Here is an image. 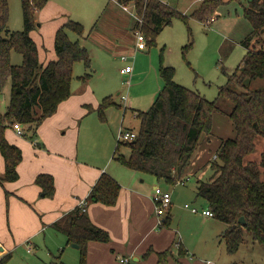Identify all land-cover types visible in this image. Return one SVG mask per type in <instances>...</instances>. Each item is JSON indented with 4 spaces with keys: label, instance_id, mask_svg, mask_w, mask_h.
Instances as JSON below:
<instances>
[{
    "label": "trees",
    "instance_id": "1",
    "mask_svg": "<svg viewBox=\"0 0 264 264\" xmlns=\"http://www.w3.org/2000/svg\"><path fill=\"white\" fill-rule=\"evenodd\" d=\"M230 1L243 0H204L192 16L208 20L221 5ZM118 2L130 4L138 16L143 17L142 24L136 20L134 28L142 25L150 44L174 17L186 18L160 0ZM46 3L47 0H22L24 27L11 30L8 28V1L0 0V90L8 79L11 80L7 110L5 113L0 111V150L5 158V172L0 176V185L19 178L17 167L23 157L21 149L7 140L6 128L21 122L35 133L37 126L70 96L75 63L82 61L87 68L91 66L88 49L69 38V31L85 35L83 24L73 20L56 32L54 45L58 58L47 63L40 61L32 32L37 28V12ZM243 8L252 30L242 40L247 51L228 82L245 90H233L226 82L219 87L217 97L211 100L177 82L174 66L161 64L163 87L148 110L137 112L140 119L137 137L123 143L130 148L129 156H117L128 169L152 174L168 184H176L182 179L187 181L186 172L201 144V137L213 132L215 113L228 116L234 135L222 140L215 158L209 161L211 174L208 178L198 177L196 194L207 201L216 219L228 224L221 238L229 254L236 253L244 242L245 229L251 232L255 241L264 243V150L260 162L247 159L256 149L257 137H264V88L250 86L256 79H264V0H248ZM13 50L22 55L21 64L12 62ZM89 77L90 73L81 76L84 80ZM224 99L232 105L229 112L220 107ZM112 105H116L112 96L105 97L99 108L100 116ZM121 144H117V150ZM36 182L45 196L54 195L55 184L51 174H40ZM120 191L118 180L104 172L93 186L89 200L114 205ZM241 216L246 219L244 224L239 222ZM53 226L67 236L69 244L80 246L78 264H86L90 241L108 242L110 239L109 232L95 225L80 205ZM169 253L170 249L161 252L159 263ZM10 258L11 254H6L0 264H5Z\"/></svg>",
    "mask_w": 264,
    "mask_h": 264
},
{
    "label": "crops",
    "instance_id": "2",
    "mask_svg": "<svg viewBox=\"0 0 264 264\" xmlns=\"http://www.w3.org/2000/svg\"><path fill=\"white\" fill-rule=\"evenodd\" d=\"M66 22L58 21L60 26H55L54 37L48 42L32 32L42 63L58 58L55 31ZM137 72L134 66V73ZM105 97L107 94L90 80L78 77L72 80L70 96L37 126L35 133L26 125L24 135H19L12 124L6 128L7 140L21 149L23 157L17 167L19 178L0 185V250L3 247V252L10 253L12 258L25 245L28 252H33V248H54L61 250L65 263L78 264L80 250L71 247L67 236L53 224L86 200L91 221L110 235L108 242H89L86 264H213V260L239 264L230 257L235 253L229 254L225 245L222 247L221 235L228 224L204 214L203 208L194 212L185 207L186 211L182 209L178 214L172 202L159 224L153 201L156 186L152 189L150 184L144 185L145 179L139 181L140 172L128 169L117 158L115 161L114 155L119 129L126 128L124 123H133L134 118L140 126L137 112L143 110L132 107L134 102L128 103L129 100L128 104L124 102L123 109L113 99L116 105L107 107L101 117L99 108ZM4 101L0 106L3 113L9 104ZM130 108L132 114L128 117ZM227 118L230 129L227 128L226 137H219L214 129L201 137L187 177H200L210 171L208 163L215 158L222 140L234 135L232 121ZM4 172L5 158L0 150V176ZM104 172L121 184L114 205L89 200L93 186ZM43 173L54 177L52 197L45 196L36 182ZM167 249L170 253L159 263L160 253ZM123 257L130 262H122Z\"/></svg>",
    "mask_w": 264,
    "mask_h": 264
},
{
    "label": "rangeland",
    "instance_id": "3",
    "mask_svg": "<svg viewBox=\"0 0 264 264\" xmlns=\"http://www.w3.org/2000/svg\"><path fill=\"white\" fill-rule=\"evenodd\" d=\"M7 1L9 4L8 28L22 30L24 27L22 0ZM203 1H168L169 5L186 18L174 17L170 24L156 34L155 42L150 44L148 39L144 42V47L137 52L134 60V66L137 67L138 72L133 71L132 77L121 72L122 66L129 62V60L123 61L121 57L123 55L129 57L131 53H134L136 19L122 8L118 0H47L46 5L37 12V25L40 26H37L34 32L36 31L37 37L48 42L54 37L53 32L55 26H58V21L62 24L73 20L83 24L84 36L74 31H69L68 34L72 41H78L88 49L91 66L87 68L82 61H77L73 69V79L90 73V77L86 80H90L100 92H105L107 96L112 95L123 109L125 103L121 95L127 92L128 103L134 102L132 107L140 110H148L151 107L164 84L160 74L161 64L174 66L177 82L199 91L212 100L217 97L219 87L228 82L230 75L246 54L247 49L242 44V40L252 30V26L244 16L243 7L248 0L230 1L221 5L215 14L209 17L210 19L215 16L209 24L207 20L192 16V12L197 10ZM126 5L134 10L130 4ZM11 59L14 64H21L23 61L22 55L16 50L12 51ZM133 74H135L134 77ZM127 80H130L129 87ZM228 84L233 90H245L244 87L235 83L228 82ZM250 86L264 88V79H256ZM10 93L11 80L8 79L0 90V106L5 104L4 100L9 103ZM220 107L229 112L232 105L224 99L220 102ZM131 114L130 108L127 116L130 117ZM133 120V123L126 121L124 125L126 128L137 130L139 120L137 118ZM228 123L230 122L224 113L216 112L214 132L219 133V137H226L227 128L230 129ZM263 150L264 137L258 136L256 149L248 156V161L260 162ZM121 154L127 157L130 154V148L123 143L118 150L114 151L115 161ZM210 174L211 171L206 170V173L199 178L207 179ZM139 175L141 177L139 181L145 179L143 184H150L152 189L153 186H159L172 191L174 210L178 214L182 213V209L186 211L185 204H189L190 208H208L206 200L196 194L198 176H189L185 184H168L164 179H159L152 174L140 172ZM154 191L155 189L153 193ZM224 245L223 240L222 247ZM26 246L18 249L5 264H68L65 263L61 250L33 248V252H28ZM230 257L241 264H264V243L253 242L251 232L245 229L244 242ZM213 262V264H222L218 263L219 260H213Z\"/></svg>",
    "mask_w": 264,
    "mask_h": 264
},
{
    "label": "built area",
    "instance_id": "4",
    "mask_svg": "<svg viewBox=\"0 0 264 264\" xmlns=\"http://www.w3.org/2000/svg\"><path fill=\"white\" fill-rule=\"evenodd\" d=\"M160 1L163 3L169 4L168 0H160ZM121 6L125 11H128L136 20L139 21V23L142 24L143 17H139L138 14L135 12V10H131L126 4H121ZM214 19H215V16L208 19L207 24L212 22ZM134 35H135L134 53L130 54L129 57L126 55H123L121 57V59L123 61L129 60V62L121 68V72L124 74H129L130 77L134 71V60H135L136 54L141 48L144 47V42L147 40V36L144 33V31L142 30V25L135 28ZM129 58H131V59H129ZM126 83L129 87L130 80H127ZM121 99L125 103H127V101L129 100L128 92L121 95ZM12 125H13V128L17 131V133L19 135H24L25 131H24V124L23 123L15 122ZM136 137H137V131L136 130L127 129V128H120L118 133H117V142L118 143L130 142V141H133ZM186 180H188V178ZM185 182L186 181L182 179L178 183L185 184ZM153 201L155 204L156 214L159 217V224H162L161 217L164 216V214L171 207V204H172V192L169 190L162 189L159 186H156L154 194H153ZM79 205L84 207V209H86V200H82ZM185 207L190 208V205L185 204ZM190 209L194 212L198 211V209L195 207H192ZM203 213L206 215H209V216H214L213 212L209 208L203 209ZM5 255L6 254L0 250V262L4 258ZM121 261L124 263H128V262H130V259L123 257V258H121Z\"/></svg>",
    "mask_w": 264,
    "mask_h": 264
},
{
    "label": "water",
    "instance_id": "5",
    "mask_svg": "<svg viewBox=\"0 0 264 264\" xmlns=\"http://www.w3.org/2000/svg\"><path fill=\"white\" fill-rule=\"evenodd\" d=\"M262 32H264V30H262ZM239 222L240 223H245L246 222V219H245V217L244 216H241L240 218H239ZM71 245V247H74V248H77V249H79L80 248V246L78 245V244H76V243H71L70 244ZM3 247L1 248V251H3Z\"/></svg>",
    "mask_w": 264,
    "mask_h": 264
}]
</instances>
